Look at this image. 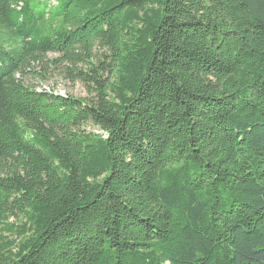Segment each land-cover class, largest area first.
Returning a JSON list of instances; mask_svg holds the SVG:
<instances>
[{
	"label": "trees",
	"instance_id": "trees-1",
	"mask_svg": "<svg viewBox=\"0 0 264 264\" xmlns=\"http://www.w3.org/2000/svg\"><path fill=\"white\" fill-rule=\"evenodd\" d=\"M0 264H264V0H0Z\"/></svg>",
	"mask_w": 264,
	"mask_h": 264
},
{
	"label": "rangeland",
	"instance_id": "rangeland-1",
	"mask_svg": "<svg viewBox=\"0 0 264 264\" xmlns=\"http://www.w3.org/2000/svg\"><path fill=\"white\" fill-rule=\"evenodd\" d=\"M59 56L56 54H50L48 59H55ZM43 66H36V72H42ZM23 81L27 86L36 87L42 86V89H48L59 95H71L76 98L86 99L88 97L86 89L80 82L70 81L65 75L62 69H54L49 71L43 77H39L35 74H28ZM88 132L95 134H102L100 130L92 125H86L84 127Z\"/></svg>",
	"mask_w": 264,
	"mask_h": 264
},
{
	"label": "bare ground",
	"instance_id": "bare-ground-1",
	"mask_svg": "<svg viewBox=\"0 0 264 264\" xmlns=\"http://www.w3.org/2000/svg\"><path fill=\"white\" fill-rule=\"evenodd\" d=\"M46 89V88H45Z\"/></svg>",
	"mask_w": 264,
	"mask_h": 264
}]
</instances>
